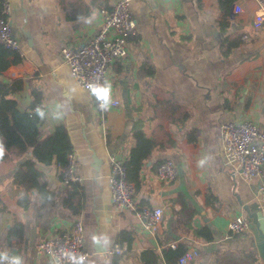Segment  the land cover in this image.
<instances>
[{"label":"crops","instance_id":"1","mask_svg":"<svg viewBox=\"0 0 264 264\" xmlns=\"http://www.w3.org/2000/svg\"><path fill=\"white\" fill-rule=\"evenodd\" d=\"M10 2L13 34L24 56L15 62L16 55L9 52L3 76L24 80L15 97L21 110L36 101L32 109L41 119V137L60 124L67 127L84 180L66 184L57 163L39 162L45 172L42 182L52 193L50 200L43 199L36 189L13 183L20 163L33 158L32 148L17 161L2 162L0 253L19 255L23 264H54L37 253L36 244L81 221L90 253L82 264H142L138 256L144 249L157 250L156 264H167L164 249L181 241L201 252L190 264H264L257 232L251 229L242 236L228 228L236 215L245 216L244 206H256L264 177L249 183L235 175L234 167L224 164L219 133L230 120L251 119L264 127V20L255 24L256 14H264V0L232 3L225 29L220 27L225 17L221 0H132L137 34L128 40L127 56L113 64L111 98L118 103L106 110L104 123L93 96L77 84L62 54L64 45L78 47L96 35L104 8L89 6V0ZM236 6L242 11L236 12ZM81 11L90 14L68 16ZM227 36L241 41L223 52L221 42ZM175 104L189 112L184 123L167 118L171 109L174 118L180 117ZM139 124L151 138L152 151L128 177L136 183L142 205L164 206L157 232L111 200L109 158L130 157ZM167 159L179 168L171 183L156 175ZM77 204L80 212L74 213ZM183 205L191 209L187 226L183 214L174 213ZM123 232L133 236L130 246ZM98 242L106 250H97ZM116 244L123 246L122 252H111Z\"/></svg>","mask_w":264,"mask_h":264},{"label":"built area","instance_id":"2","mask_svg":"<svg viewBox=\"0 0 264 264\" xmlns=\"http://www.w3.org/2000/svg\"><path fill=\"white\" fill-rule=\"evenodd\" d=\"M132 0H114L110 10H102V24L96 35L87 43L78 47L64 45L62 54L77 84L88 90L92 83H111L113 64L127 56L128 40L137 34V23L131 9ZM236 12L242 7L236 6ZM11 2L2 0L0 8V44L9 51L24 56L19 41L13 34L10 19ZM264 14L255 16V24L259 26ZM246 37V36H245ZM102 122H106V111L101 110L99 102L93 96ZM117 104L118 100H113ZM36 112L31 110V114ZM222 157L225 165L234 167L233 173L251 183L264 177V127L251 119L230 120L221 124ZM109 187L111 200L120 209L132 210L150 232H157L165 218L163 205L144 206L137 197L136 183L128 177L127 157L124 154H111ZM77 153L72 149L65 161L57 162L58 172L66 184L83 182L84 178L77 172ZM158 179L163 183H171L179 176L178 164L167 159L156 169ZM264 212V181L259 183L256 194ZM229 231L245 236L251 231L250 223L238 214L228 225ZM172 246L175 244L172 243ZM39 255L49 256L54 264H82L90 255L85 248V228L81 221H76L70 230L36 244ZM123 246L116 244L111 252L120 253ZM3 253V252H2ZM11 254V253H10ZM201 255L198 248L188 246L179 257V264H190ZM7 264V262H5Z\"/></svg>","mask_w":264,"mask_h":264},{"label":"trees","instance_id":"3","mask_svg":"<svg viewBox=\"0 0 264 264\" xmlns=\"http://www.w3.org/2000/svg\"><path fill=\"white\" fill-rule=\"evenodd\" d=\"M1 1V0H0ZM64 2V0H62ZM75 3H83L84 0H73ZM89 6L93 5L98 8L107 10L112 9L113 4L110 0H89ZM237 0H221L222 8H224V16L220 19L221 29H225L229 25L228 12L232 3ZM89 15L90 12L81 11L78 14H68L69 17H79L81 15ZM227 19V20H226ZM240 39L232 40L230 36L225 37L221 42L223 52H227L232 46L240 43ZM2 44L0 45V170L2 162L19 160L29 148H32L33 158H28L20 163L13 175V183L26 190L36 189L43 199H49L52 193L47 189L42 178L45 172L39 167L38 163L44 165H52L59 161H65L66 155L73 149L67 127L64 124L56 126L55 130L46 137H41L39 125L41 122L37 112L31 114L32 108L35 107L36 101L31 108L21 110L18 106V99L15 94L23 89L24 80L22 78L6 79L3 71L9 66L6 56L9 54ZM15 54V53H14ZM14 61H20V56L15 54ZM151 65H149L150 67ZM149 74L153 75V67H150ZM161 105H169L172 107L171 101L158 102ZM175 111H179L180 117L174 118V112L167 115V118L177 122L184 123L188 117V110L181 108L175 104ZM136 143L131 150V155L127 159L128 176L130 171L138 172L140 161L151 153V138L145 134L141 124L134 128L133 132ZM164 143H161L162 147ZM163 163V162H161ZM160 163V164H161ZM159 164V165H160ZM158 165V166H159ZM48 197V198H46ZM29 200V199H28ZM74 213L80 212V205H76ZM191 209L183 205L181 210H175V214H183V223L187 226L190 219ZM186 220V222H185ZM178 224V222H177ZM122 238L128 240L129 246L132 243L133 236L126 232L122 233ZM188 244L181 241L175 247L164 249L163 256L167 264H179V257L185 252ZM142 264H156L159 259V252L155 249H144L138 256Z\"/></svg>","mask_w":264,"mask_h":264},{"label":"clouds","instance_id":"4","mask_svg":"<svg viewBox=\"0 0 264 264\" xmlns=\"http://www.w3.org/2000/svg\"><path fill=\"white\" fill-rule=\"evenodd\" d=\"M89 94L99 102L101 110H108L112 103V85L105 80L103 83L95 82L88 86ZM23 264L22 257L8 252L0 253V264Z\"/></svg>","mask_w":264,"mask_h":264},{"label":"water","instance_id":"5","mask_svg":"<svg viewBox=\"0 0 264 264\" xmlns=\"http://www.w3.org/2000/svg\"><path fill=\"white\" fill-rule=\"evenodd\" d=\"M254 203L256 206L253 204L244 206V217L250 223L251 229L257 232L264 257V215L258 200H255ZM96 249L99 251L106 250L105 247L101 248V246H99V242L96 244Z\"/></svg>","mask_w":264,"mask_h":264}]
</instances>
